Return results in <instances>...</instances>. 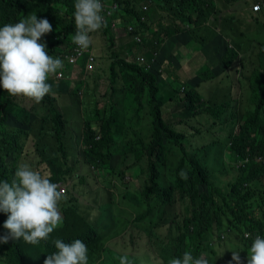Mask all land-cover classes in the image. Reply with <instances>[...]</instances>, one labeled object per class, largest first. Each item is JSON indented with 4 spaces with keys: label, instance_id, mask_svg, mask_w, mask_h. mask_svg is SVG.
<instances>
[{
    "label": "trees",
    "instance_id": "trees-1",
    "mask_svg": "<svg viewBox=\"0 0 264 264\" xmlns=\"http://www.w3.org/2000/svg\"><path fill=\"white\" fill-rule=\"evenodd\" d=\"M101 2L105 5L103 15L107 26L90 34L93 43L86 50L87 54L80 56L72 43L74 0H0V26L19 22L31 14L50 22L52 31L47 33V42L41 43L46 45L49 55L63 61L64 67L58 72H63L68 80L65 90L53 91L55 97L45 95L39 104H30L31 100L24 97L9 96L0 89V180L11 181L19 163H27L44 173L49 171L53 181L65 179L67 170L75 162L84 160L101 169H118L122 180L125 170L138 167L139 196L132 203L126 198L128 189H120L116 195L109 192L102 206L100 197L92 196L81 207L93 208L92 204H96L100 208L91 209V213L99 219H90L89 223L86 222L88 216L84 215L81 220L77 208L72 214L74 222L64 221L60 229L38 245L26 244L22 239L0 244V264H43L46 256L56 251L54 241L57 239L65 243L81 239L89 250V264H119V257L124 255L133 264H169L171 258H182L185 251H190L194 257L204 255L209 264H236L229 250L240 251V264H246L252 240L257 235L264 237V163L255 160L256 156L264 155V39L255 52L252 44L238 42L237 36L248 35L252 29L238 33L228 22L218 20L212 14L215 0ZM115 3L117 9L113 6ZM142 3L146 5L143 7ZM138 5L142 11L138 10ZM158 10L161 17L153 20ZM261 14L264 16V4ZM251 19L254 23L260 22L258 15ZM129 21L137 26L135 31L140 34L143 45L135 41L125 46L119 43L123 46L121 55L115 52L119 44H114L112 31L114 24L125 26ZM98 35H107L112 49V59L106 66L110 86L103 92L108 101L100 107L92 86H98L96 81L104 71L96 65L86 69L88 57H99L94 44L98 43ZM164 36L169 38L173 68H177L179 62L171 48L177 44L180 49L189 50L185 61V65L192 66L189 72L206 65L202 71L191 75L193 87L187 83L182 95L178 90L172 93L169 101L176 103V109L179 105L194 115L199 112L217 118L225 115V111L218 108L223 103L213 104V107L211 101L203 99L206 88L200 89V86L208 81L211 89L214 88L210 79L226 71L234 75V87L241 92L242 99L249 93L250 110L244 107L240 114L233 113L240 122L233 123L237 131L229 135L225 146L229 154L220 162L219 172L225 176L222 183L215 181L205 164L214 142L198 147L195 135L199 129L188 122L182 124L183 129H178L181 118L173 113L174 116L167 115L165 121L160 114L164 93L176 89L161 78L157 67L145 72L125 59L132 50L143 46L144 52L149 54L148 45L163 41ZM207 44L212 54L210 58ZM70 56L78 57L75 63L68 61ZM208 64L219 71L210 73ZM127 70L130 71L124 81L122 73ZM163 71L168 78L175 70ZM132 75L137 77L136 86L128 81ZM64 98L65 101L70 99L75 118L82 120L77 134L81 147L77 150L75 144L71 145L72 153L75 152L73 159L65 152V141L73 137L74 131L71 129L72 135H69L65 117H72L65 116ZM37 106L44 107V115L33 113ZM221 148L217 147L218 151ZM77 153L81 156L79 160ZM235 155H248L250 161L235 167L231 161ZM181 170L186 173L184 179L179 175ZM97 200L99 203L95 202ZM116 205H120V218H115ZM101 218L105 223L97 230L94 223ZM6 219L7 214L0 212V235L6 232L3 228ZM80 226L85 230L77 231L76 227L80 229ZM123 234L129 237L135 234L142 241L141 247L130 254L122 249L118 254V250L111 252L104 247V241Z\"/></svg>",
    "mask_w": 264,
    "mask_h": 264
},
{
    "label": "clouds",
    "instance_id": "clouds-1",
    "mask_svg": "<svg viewBox=\"0 0 264 264\" xmlns=\"http://www.w3.org/2000/svg\"><path fill=\"white\" fill-rule=\"evenodd\" d=\"M214 3L215 9H212V14L218 18V20L223 19L228 22L229 27L230 25H238L239 28H241L245 21L246 25L243 31H248V29L256 31L254 28L256 25H260L262 30H264V16L261 14L264 4L263 0H215ZM142 4L143 7L146 5L145 3ZM104 6L101 0H74L73 17L75 34L72 36V43L77 46L76 50L80 56H83L84 53L87 54L86 50L90 49L93 43L90 34L107 26L105 16L103 15ZM113 6L115 9L118 8L117 3L113 4ZM249 8L250 11L248 12L247 10H249ZM138 10L142 11L139 5ZM160 14L158 10L153 20H158L161 17ZM253 15H258L260 22L254 23V20L251 19ZM131 21H134V19ZM217 27H219V23ZM136 29L137 26L132 25L130 21L125 26H122L121 23L114 24L112 31L114 44L117 46L120 41L123 40L124 46L130 41H135L143 45L140 34L135 31ZM51 31L52 25L50 22L46 18L38 19L36 14L23 17L19 22L5 23L3 26H0V89H3L9 96L24 97L31 100L30 104H32V102L39 104L45 95L54 94L49 79L53 76L57 79L64 78V73L61 71L58 72V70L63 69L64 64L59 57L49 55L46 50V45L41 43L47 42V33ZM243 31H238V33H242ZM144 33L148 34L147 32ZM162 38L164 39L163 41H155L153 45H148L149 54L144 52L145 46H143L142 49L135 48L125 56L127 61L136 63L139 67H142L145 72L157 67V71L161 73V78L172 88L176 89L164 93V103L161 104L160 109H162V106L164 104L166 105V103L170 105L174 104V106L176 105V103L169 101L172 93L178 90L182 95L183 91H186L188 84L193 87L191 82L192 76L188 75L184 69H182L183 64L185 65L187 52L189 50L180 49V44L171 48L173 53H177L176 56L178 59H174L179 62L177 68H173L171 65L172 60L169 58V55H171L169 50V38L165 36ZM101 39L107 42L106 46L110 54L107 56L104 54V58L97 57L94 59L87 56L88 62L86 65V69L88 70L96 65L104 71V77L100 76L96 81L98 86H92L95 90V98L99 101V107L105 100L104 103L108 101V96L103 92L106 87L108 89L110 86L106 66L109 65L112 59V49L108 46L109 42L107 35H103ZM77 58L70 56L68 61L70 63H75ZM100 60L103 61L102 64H100ZM163 69L172 71L174 69V75L166 78V74H164L166 72H164ZM180 71L184 74V77L179 76ZM218 71L219 70H215L212 72ZM232 75L233 74L226 71L223 72V75L220 73L218 76L210 79L214 86L212 89L208 81L200 86V89H207V92L203 95L204 100L211 101L212 104L215 105L223 103L218 108L222 109V112L225 111V115L228 118L225 119V115L221 114L222 118L220 121H225L217 124V120H215L212 122V126L219 125L220 131L226 132L228 137L230 134L236 133L237 130L234 124L238 125L240 122V119L234 116L233 113L240 114V112L244 110V107L250 104L248 92L246 101L241 104L238 103V101L242 99L240 96L241 92L234 87L236 83L228 86L224 84L223 81L226 76L231 77ZM65 78L67 79L66 76ZM100 82L103 89L101 93H99ZM172 82H175L176 85H172ZM233 88L234 91L232 92ZM176 99L178 101V98ZM226 103L230 106L228 109L226 108ZM176 110L185 114L183 116L175 115L176 117L183 118L180 120L181 122H178L181 125L188 122V120L193 117L206 114L204 112H199L197 115H194L192 112L190 115L186 116L190 110L179 105ZM68 111H73L70 106V99L68 100V109H66V112ZM79 113L81 112L79 111ZM75 120V124L80 130L82 120L78 118H75ZM80 143L81 141L77 136L70 137L65 141V152L69 158L73 159V154L75 153H72L71 145L75 144L78 150L81 147ZM226 154L228 155L229 153ZM75 156L78 160L81 159L78 153ZM255 158V160L264 163V155H258ZM231 161L235 167H239L240 165L243 166L250 161V156L247 155L242 157L235 155V158ZM83 164L88 167L90 166L91 170H107L89 163ZM59 168L60 165L58 166V169ZM134 168L127 170H133ZM127 170H125V172ZM114 171L117 172L119 170L115 168ZM85 172L86 170L81 169L78 170L79 176H73L72 167L67 170L65 179L58 178L53 181L51 180V173L49 171H45L44 173L40 170L33 169L27 163H19L13 173L11 181L0 180V212L7 214V219L3 223V228L6 232L0 235V244H7L9 240L16 241L22 239L26 244L38 245L41 241H46L56 230L60 229L64 221H69L73 212L76 211L82 203L90 201L92 196L98 198L100 197L99 192H105L107 194L109 192L116 193V191L120 189L119 181L116 187L113 186L112 188H109V186H107L108 188L102 186L104 180L101 181V177L96 178L95 181L93 180L92 182L84 181L80 176L84 175ZM107 174L109 173L107 172ZM179 175L182 179L186 178V173L183 170H181ZM118 178H121L119 174ZM124 178L125 176L123 180ZM113 179L115 178L112 177L108 182ZM85 184L91 188L88 189V192L90 194L93 193V195L89 197L86 196L83 190L85 189ZM106 185H108V183ZM98 187L102 189H97ZM75 202L78 203V205H75ZM95 202L99 203L98 200ZM71 205L73 209H70ZM92 205L93 209L98 208L96 204ZM244 235L246 237L248 236L247 233ZM130 239H132V237H130ZM108 242L114 244L109 240L105 243ZM103 245L107 247L104 242ZM54 246L56 251L47 255L43 264H89V250L81 239H74L71 243H65L57 239L54 241ZM115 246L119 254L122 248L117 246V243ZM117 250L110 249L111 252H117ZM122 250L126 253L124 249ZM229 251L232 253V260L236 261V264H240V251ZM222 253L223 251L220 254ZM119 264H133V261H131L127 255H124L119 257ZM169 264H209V261L204 255L194 257L190 251H185L182 258H171ZM246 264H264V237L257 235L252 240L247 250Z\"/></svg>",
    "mask_w": 264,
    "mask_h": 264
},
{
    "label": "rangeland",
    "instance_id": "rangeland-1",
    "mask_svg": "<svg viewBox=\"0 0 264 264\" xmlns=\"http://www.w3.org/2000/svg\"><path fill=\"white\" fill-rule=\"evenodd\" d=\"M245 25H246L245 21H244L242 27L240 25L241 28H239L238 25H233L234 27L232 26V28H233L232 30L243 31L245 28ZM254 28L256 29L257 32L252 30L251 32H249L248 35L237 36L236 40L238 42H248V44H252L254 46L253 50L255 52L257 50V48L259 47V43L263 41L264 30H262V27L260 25H256V26H254ZM245 32H247V31H243L242 33H245ZM229 34L230 35L232 34L233 36H235V33L233 34L232 32H229ZM95 38L96 37L94 36V39ZM97 41H98V43L94 42L95 46L98 47V49L96 50V54L101 58H104V54H106V56L109 55L110 51L106 46L107 42L102 40L100 35L97 36ZM121 43H123V46H124L123 40L120 41V44ZM120 44L116 47L115 52L122 55L123 54V51H122L123 46L120 47ZM206 46H207L206 52L208 53V56L210 58V57H212L210 45L207 44ZM102 62L103 61L100 60V64H102ZM205 66L206 65H203V67H196L190 73H189V69H191V67H192L191 65H184L183 64L182 69H184V71L188 75H192V74L198 73L202 68H205ZM211 66H212V64H208V68L211 70L210 73H212V71H215L213 69V66H212V68H211ZM129 71L130 70H127V71L122 73V77H123L124 81L127 79L126 74ZM164 74H166V73H164ZM99 76L104 77V74H100ZM179 76L184 77V74L180 71ZM63 77L64 78H61V79H57V78L53 77V79L49 80L51 82L50 84H52L53 91L66 89V86H67L66 83L68 82V80L65 78V76H63ZM136 79H137V77L132 75L130 78H128V81L129 82L132 81L133 85L136 86ZM172 85H176L175 82H172ZM102 91H103V89L101 87V82H100L99 93H101ZM233 91H234V88L232 89V92ZM206 92H207V89H206ZM52 96L55 97V95H52ZM204 98H205V96H204ZM68 100L65 101V98H64L65 110L68 109V103H67ZM71 100L74 102V99L72 97H71ZM245 101H246V99H241L238 101V103L245 102ZM212 106L214 107L213 104H212ZM120 107L122 110L123 106H120ZM229 107H230L229 104L226 103V108L228 109ZM69 109H70V107H69ZM175 109H176V106H174V104L170 105L169 103H166V105L164 104L162 106V111L160 109V114L165 121H167V115L174 116L173 113L175 115H179V116L185 115L183 112L177 111ZM245 110H250V108L248 106H245ZM33 113L36 114L37 116H42L45 114V109H44V107L37 106L34 109ZM66 113H68V114H65V116L67 115V116L72 117V119H68L67 117H65L67 120V124H68L69 135H72V132H71V129H72L74 131L73 137H76L78 132H79V128L75 124V110L68 111ZM191 113H192V111H191ZM191 113L186 114V116L190 115ZM178 118L180 119V117H178ZM221 118H222V115L219 118H217L214 115H212V117H211L209 114H203L201 116L193 117V118L188 120V125L193 126L195 129H199L198 134L195 135L197 138L198 147H202V146L207 147L208 143L214 142V144L212 145L213 147L210 149V151L208 153V157L205 158V164L207 165L212 177L215 179V181L217 183H222L225 179V176L220 174L219 168L221 167L220 162H221L222 158L227 159L226 153L229 152V151H227V149L225 147L227 140H229L227 133L220 131L221 129H220L219 125L212 126V122L215 120H217V122H216L217 124L223 123L225 120L220 121ZM181 119H183V118H181ZM184 127H185L184 125H181L178 123V129H183ZM219 146L223 147V148H221L220 151H218V149H217V147H219ZM223 152L225 153V155ZM83 163H84V160H79L77 163L75 162L73 164V176H79L78 170L84 169V170H86V172L84 173V175L80 176V178H82L84 181L92 182L93 180L95 181L96 178L101 177L100 180L101 181L104 180V182L102 183V186H106V188H108L107 186H109V188H112L113 186L116 187L117 182L119 181L121 191H122V189H128V191H129L126 194V198L128 199V201H130L132 203H135L137 201L136 196L137 197L139 196V192L136 189L139 187V179H137V174L139 171L138 167H135L133 170H127L125 172V178H124V180H122L121 178L120 179L118 178L119 171L115 172V171H110L107 169L106 171H110V172H108L109 174H107V172L104 170H100V169H92L91 170L90 166L88 167L87 165H84ZM112 177H114L115 179L108 182ZM107 183H108V185H106ZM84 188L85 189H83V190H84L87 197H89L90 195H93V193L90 194L88 192V189H91L89 186H87L85 184ZM97 189H102V188L98 187ZM120 189H118V190H120ZM118 190L116 191V193L118 192ZM116 193H115V195H116ZM99 196H100V202H103L101 204V206H102L103 204H105L104 202L108 200L109 195L105 192L104 193L99 192ZM116 199L119 200V197L116 196ZM75 205H78V203L75 202ZM99 208L100 207H98L97 209H99ZM70 209H73L72 205H71ZM91 209H93V208L80 206L79 211L77 210V213H78L80 219L82 220V217L84 215L88 216L86 222L88 221L90 223L91 220H93V218H96L92 215ZM114 211H115V215H116L115 218L122 217L121 213H120V205H118V206L116 205L114 208ZM96 219H99V218L97 217ZM70 220L72 222H74L72 217L70 218ZM103 223H105L104 218H101L96 223H94L95 225H97L96 226L97 230L100 229V226ZM76 230L77 231H81V230L84 231L85 229L83 226H80V229L76 227ZM135 231L136 230H134L133 232H135ZM109 241L111 243H117V246L121 247L122 249H124L126 251V253H129V254L132 250L133 251L138 250L142 245V241L139 240L135 234L132 237V239H130L128 234H124L123 237L122 236L111 237L109 239ZM105 242H107V241H104L105 246L109 247L110 249H116L117 250V248H115L113 246V244H110L109 242L108 243H105ZM133 254H136V253H133Z\"/></svg>",
    "mask_w": 264,
    "mask_h": 264
},
{
    "label": "crops",
    "instance_id": "crops-1",
    "mask_svg": "<svg viewBox=\"0 0 264 264\" xmlns=\"http://www.w3.org/2000/svg\"><path fill=\"white\" fill-rule=\"evenodd\" d=\"M244 1H247V0H244ZM248 12L250 11V8H249V10H247ZM241 54H242V52H241ZM216 69V68H215ZM245 74H247V70H245ZM224 84L225 85H229V84H234L235 82H236V80H234V75H232L231 77H229V76H226V78L224 79ZM247 89V88H246Z\"/></svg>",
    "mask_w": 264,
    "mask_h": 264
},
{
    "label": "built area",
    "instance_id": "built-area-1",
    "mask_svg": "<svg viewBox=\"0 0 264 264\" xmlns=\"http://www.w3.org/2000/svg\"><path fill=\"white\" fill-rule=\"evenodd\" d=\"M70 60H72V59H70Z\"/></svg>",
    "mask_w": 264,
    "mask_h": 264
}]
</instances>
